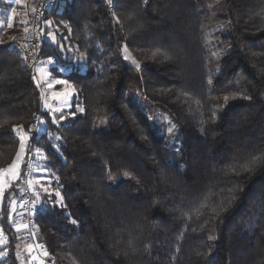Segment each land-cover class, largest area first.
Instances as JSON below:
<instances>
[{
  "label": "trees",
  "instance_id": "16d2710c",
  "mask_svg": "<svg viewBox=\"0 0 264 264\" xmlns=\"http://www.w3.org/2000/svg\"><path fill=\"white\" fill-rule=\"evenodd\" d=\"M61 6L41 25L56 19L59 45L42 41V56L52 58L54 74L66 69L63 78L78 96L64 120L44 110L35 71L13 41L0 40V170L13 164L18 134L26 131L32 139L22 175L41 150L63 198L61 205L44 195L36 200L35 226L48 260L264 264V0ZM217 6L228 11L221 45L230 52L211 75L206 14ZM67 45L77 52L66 58L60 47ZM124 46L140 64L134 75ZM130 85L177 126L170 148L128 103ZM10 189L1 211L10 255L2 263L19 264Z\"/></svg>",
  "mask_w": 264,
  "mask_h": 264
},
{
  "label": "rangeland",
  "instance_id": "374dc122",
  "mask_svg": "<svg viewBox=\"0 0 264 264\" xmlns=\"http://www.w3.org/2000/svg\"><path fill=\"white\" fill-rule=\"evenodd\" d=\"M1 1L3 3V6H5L6 8L1 9L0 11V40L12 42L17 35L26 32L24 29L25 27L28 28V19L35 0H21L20 3H17V0ZM13 10H15L14 14ZM9 17H11V20L9 19ZM48 21L52 22L51 27H49V24L47 23ZM48 21L43 23L41 26L42 41H48L53 43L54 45H59L58 39L59 35H61L60 33L62 32H58L59 30L56 25V19L53 18ZM9 24H11L12 26L9 27ZM229 29L230 20L228 17V11L224 6H217L206 14L207 51L209 56V71L211 75H215L220 72L222 60L230 52L228 48H224L221 45L222 39L226 36ZM49 30H51V32L55 34V42H52L50 39H45V37L49 33ZM60 49L64 57L66 58L68 54L69 56H72L74 51H76L69 45H67V49L63 47H60ZM125 57H127V59H125ZM76 58L77 57H72V60H81V58ZM123 58L133 69L132 74L134 75V73L140 69V64L133 58L126 46H124L123 49ZM48 60L49 59H45L44 66L38 68L35 71V80L37 84L41 86L39 89L41 92V101L44 104V110L51 115L53 120L57 119L59 121H62L68 116V110H70L73 101L75 99H78V96L76 95L74 87L70 83V86L64 87L54 85L52 88H49L47 86L46 81H48L49 79L63 78V75L66 74V69L63 68L64 71L61 73V75L55 77L53 71H50L52 65L48 63ZM72 60H70L71 64ZM52 62L55 65L53 60ZM61 68L62 67H59V69ZM65 90H67L68 92V99L70 100L69 104H65L63 100H57L53 96V93L55 91L63 92ZM126 99L128 103L137 107L143 114L145 119L148 121L153 134L157 138H162L166 144V147L170 148L173 144L172 137L177 132L178 128L170 120L169 116L161 110L147 104L142 97V93L138 89H135L133 85L129 86L126 94ZM43 125L44 121L40 120L39 126L43 127ZM101 129L102 124L99 123L96 127V130L100 131ZM20 134L21 133H19L18 136ZM25 144L27 146V141L25 142ZM18 154H20V151ZM17 156L10 167L0 170V173H2V175H0V264H3L2 262L8 259L10 255L9 250L5 249L9 245V237L6 235L1 225V211L4 205L6 191L10 189V187L13 192L11 193V207L8 212L9 222L19 235L18 243L16 246V259L18 260L19 264H52L48 260L44 252V248L41 246V239L37 233L35 224L32 225L31 229H27L25 226L17 223V217H19L21 214V211L19 212L20 207L18 205V202L26 195V188H29L36 195L37 193H39L40 195L48 197L49 200L55 198L54 201L57 205L62 204L63 198L61 200L60 198H57L55 196V191L59 189L54 186V176L45 167V164L43 162V159H45V154L41 152V150L36 149L32 155L33 161L31 162L30 168L32 175L29 176L30 179L27 180H25V173L24 175H22L23 167L21 165V160L19 161V168L13 169V166L17 163ZM13 170L18 171V178L13 177ZM19 179L22 183V185L20 186L17 184ZM44 187H48L49 191L53 193L51 197H49L47 193L43 191ZM20 194H22V197H20ZM36 203L37 202L35 201V205L37 207ZM29 232L30 237H27L26 234ZM20 235L23 238H21ZM4 264L8 263L6 262Z\"/></svg>",
  "mask_w": 264,
  "mask_h": 264
},
{
  "label": "built area",
  "instance_id": "2783aa9c",
  "mask_svg": "<svg viewBox=\"0 0 264 264\" xmlns=\"http://www.w3.org/2000/svg\"><path fill=\"white\" fill-rule=\"evenodd\" d=\"M104 2L111 10L113 7V0H104ZM62 3H64V0H35L28 19V31L17 35L13 40L14 48L22 57L25 65L32 68L34 71L45 64V59L42 56L41 22L45 16L52 11H56L57 14L61 13ZM1 6L2 1L0 0V9ZM33 9H35V11H33ZM32 161L33 156L31 155L24 168L25 180L30 179L29 176L32 175L30 169ZM25 193L26 195L24 198L18 202L20 207L19 212L21 211V214L17 217V223L25 226L27 229H31L37 217V207L35 205L37 195L29 188H26ZM29 234L30 232L27 233L26 236L30 237Z\"/></svg>",
  "mask_w": 264,
  "mask_h": 264
},
{
  "label": "snow or ice",
  "instance_id": "6c2138e0",
  "mask_svg": "<svg viewBox=\"0 0 264 264\" xmlns=\"http://www.w3.org/2000/svg\"><path fill=\"white\" fill-rule=\"evenodd\" d=\"M20 2H21V0H17V3H20ZM33 11H35V9H33ZM14 12H15V10H13V14H14ZM9 19L11 20V17H9ZM47 23L49 24V27H51V23L52 22L51 21H48ZM8 26L11 27L12 25L9 24ZM24 30L25 31H28L27 27H25ZM45 39H50L52 42H55L56 37H55V34L53 32H51V30H49V33L45 37ZM125 59H127V57H125ZM48 63L50 65H52V68H55V65L53 64L51 57L49 58ZM50 71H51V69H50ZM63 71H64L63 68L57 69L56 72H55V74H54V76L55 77L60 76ZM33 79L35 80L36 77H33ZM46 83H47V86L49 88H52L54 85L55 86H59V87L70 86L69 85V80L68 79H63V78H53V79H49L48 81H46ZM39 86L40 85L37 84V87H39ZM53 96L57 100H63V102L65 104H69L70 103V100L68 99V92H67V90H65L63 92H61V91H55L53 93ZM80 111H83V109L81 108ZM73 115H74V113H73ZM13 131L14 132L19 131V129L18 128H14ZM29 139H32V138L27 134L26 131L21 132V134L18 136V140L20 142V150H19L20 151V154H18V156H17V163L13 166V169H18L19 168V161L22 159V156H23V154L25 153V150H26V144H25V142L28 141ZM0 175H2V173H0ZM12 175H13L14 178H18L19 173H18V171L13 170L12 171ZM43 191L45 193H47V195L49 197H51L53 195V193L49 191L48 187H44ZM55 196L57 198H60L62 200V196H61V193H60L59 190H56L55 191ZM39 199H40V194L37 193V201H39ZM47 204H48V201L45 200L44 205H42V206L46 207Z\"/></svg>",
  "mask_w": 264,
  "mask_h": 264
},
{
  "label": "crops",
  "instance_id": "0c3cea01",
  "mask_svg": "<svg viewBox=\"0 0 264 264\" xmlns=\"http://www.w3.org/2000/svg\"><path fill=\"white\" fill-rule=\"evenodd\" d=\"M39 87H41V86H39ZM25 156H26V150H25V153L23 154L22 159H21V165L22 166H23V162H24Z\"/></svg>",
  "mask_w": 264,
  "mask_h": 264
}]
</instances>
